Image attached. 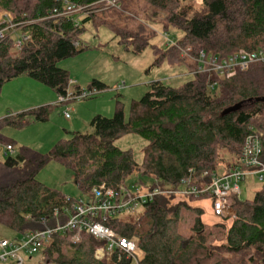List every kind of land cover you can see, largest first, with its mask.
<instances>
[{"label":"trees","instance_id":"16d2710c","mask_svg":"<svg viewBox=\"0 0 264 264\" xmlns=\"http://www.w3.org/2000/svg\"><path fill=\"white\" fill-rule=\"evenodd\" d=\"M110 1L0 0V13L10 15L0 20V92L25 75L58 97L65 96L71 78L58 63L88 48L82 41L88 25L110 29L137 54L149 46L156 34L153 27L181 31L182 37L169 50L153 46L154 67L167 58L187 62L182 52L187 48L194 57L203 51L219 60L264 53V0H201L199 5L197 0ZM66 2L78 12L67 14ZM188 68L192 79L183 85L151 83L140 100L131 102L128 117L118 98L113 118L93 117L88 133L66 131L46 154L27 147L13 154L5 151L0 158V224L24 236L69 220L79 198L37 178L50 162L73 171L74 184L87 201H93V189L102 185L119 191L134 182L153 191L177 189L188 177L208 183L212 175L239 167L250 135L260 139L264 165V63L237 68L229 77L202 72L192 60ZM107 88L93 80L87 92L92 97ZM83 91L78 86L72 90ZM52 107L2 118L0 148L14 150L16 145L2 135L3 126L21 129L45 123ZM132 135L146 143L141 162L132 149L116 145ZM198 201L157 196L138 212L110 218L104 225L118 236L139 240L145 254L140 264H264V183L251 199L232 197L229 207L235 217L213 225L204 223L201 207L191 205ZM76 236L79 241L73 240ZM104 247L105 241L86 232L55 233L39 264L132 263L121 250L98 260L95 252Z\"/></svg>","mask_w":264,"mask_h":264},{"label":"rangeland","instance_id":"374dc122","mask_svg":"<svg viewBox=\"0 0 264 264\" xmlns=\"http://www.w3.org/2000/svg\"><path fill=\"white\" fill-rule=\"evenodd\" d=\"M110 1V0H109ZM111 2V1H110ZM201 0H197V5ZM111 4H114L112 2ZM8 13H0V20ZM156 34L151 38L147 46L140 54L135 53L132 45L120 43V37L106 27H94L88 25L82 34V41L88 48L77 55L62 60L58 67L69 72L71 82L70 91L76 85L83 90L93 80L105 84L106 91L97 93L92 97L73 101L68 104H58V96L49 87L39 83L28 76L18 77L7 83L0 92V120L5 116L19 111H30L43 106H54L50 118L45 123H33L25 128H13L3 126L1 133L16 145L11 154L18 152L20 147H27L40 153H48L57 142L64 139L66 131H80L88 133L90 121L93 117L101 115L113 118L116 100L119 98L125 107L126 117L129 115L130 105L133 100H140L148 91L151 83L163 81L169 86L178 87L192 79L187 62L178 59L167 58L157 67H154L155 55L153 46L159 49L169 50L171 42H176L183 33L170 28L164 32L160 27H153ZM69 112L70 119H65L64 112ZM23 109V110H22ZM26 109V110H24ZM116 145L122 150L132 149L137 162H141L142 148L145 141L138 136H127L119 140ZM5 146L0 148V158L5 154ZM224 165H221V169ZM223 172V171H222ZM38 180L46 186L56 189L68 197L86 200L74 184V173L63 165L50 162L38 174ZM134 182H129L131 188ZM256 177H248L242 181L239 198L251 199L261 187ZM147 190V189H145ZM198 202L191 203L204 210L203 221L207 225L218 223L221 218L215 217L212 211V202L209 198H198ZM234 212V211H233ZM0 239H6L12 243L23 244L25 238L16 232L0 224ZM79 241V236L73 238ZM24 264H39L42 260V251L27 255L21 252ZM108 256L104 248L95 252V257L102 260ZM10 262V261H9ZM131 264H137L135 261Z\"/></svg>","mask_w":264,"mask_h":264},{"label":"built area","instance_id":"2783aa9c","mask_svg":"<svg viewBox=\"0 0 264 264\" xmlns=\"http://www.w3.org/2000/svg\"><path fill=\"white\" fill-rule=\"evenodd\" d=\"M109 3H112V1ZM65 9L67 14L78 12L68 2L65 3ZM171 45L176 46V43L171 42ZM191 50L187 48L182 50V52L185 57L197 63L200 71L215 72L219 76L229 77L235 73L237 68L244 70L252 63H264V53L262 51L252 54L240 53L228 59L219 60L217 57L207 56L203 51L194 57L191 54ZM71 84L73 82L70 80L69 91L65 96L58 97V104H68L91 95L87 91L78 94L73 93L70 91ZM72 110L73 108H68L64 112L65 119H70L69 112ZM5 151L11 153L13 149L7 146ZM261 153L262 148L259 137L250 135L245 141L239 167L225 175H212L208 183L202 184L200 179L188 177L181 181L177 189L165 188L151 191L150 189H140V187L134 185L131 188L122 186L119 191L110 189L105 185L94 188L93 201L79 198L73 205L69 220L64 225L58 224L52 229L28 233L24 235L25 242L23 244L0 239V264H8L9 261L16 264H24L20 256L21 252H25L27 255L37 254L45 248L53 234L72 231H76L78 234L86 232L99 240L105 241V250L108 255L114 250H121L132 261L140 264L145 254L138 246L139 240L135 237L118 236L114 231L106 227L104 222L124 214H134L157 196L209 198L212 202V211L215 217L221 219L235 217L234 212L229 207V201L232 197L239 195L241 182L248 177H256L259 182L264 183V165L260 161ZM204 176L206 174L202 177Z\"/></svg>","mask_w":264,"mask_h":264},{"label":"crops","instance_id":"0c3cea01","mask_svg":"<svg viewBox=\"0 0 264 264\" xmlns=\"http://www.w3.org/2000/svg\"><path fill=\"white\" fill-rule=\"evenodd\" d=\"M77 86V85H76ZM79 87V86H78ZM81 88V87H80ZM82 89V88H81ZM23 110V109H22ZM24 110H26V109H24ZM19 112H22V111H19ZM19 112H17V113H19ZM13 115L14 114H16V113H12ZM70 132H74V131H70Z\"/></svg>","mask_w":264,"mask_h":264},{"label":"bare ground","instance_id":"6f19581e","mask_svg":"<svg viewBox=\"0 0 264 264\" xmlns=\"http://www.w3.org/2000/svg\"><path fill=\"white\" fill-rule=\"evenodd\" d=\"M134 262V261H133Z\"/></svg>","mask_w":264,"mask_h":264}]
</instances>
